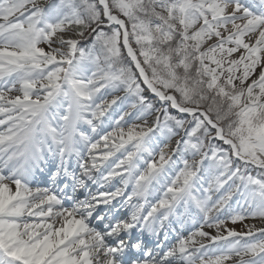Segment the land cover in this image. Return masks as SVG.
I'll return each instance as SVG.
<instances>
[{"label": "snow or ice", "instance_id": "1", "mask_svg": "<svg viewBox=\"0 0 264 264\" xmlns=\"http://www.w3.org/2000/svg\"><path fill=\"white\" fill-rule=\"evenodd\" d=\"M0 264H264V0H0Z\"/></svg>", "mask_w": 264, "mask_h": 264}, {"label": "bare ground", "instance_id": "2", "mask_svg": "<svg viewBox=\"0 0 264 264\" xmlns=\"http://www.w3.org/2000/svg\"><path fill=\"white\" fill-rule=\"evenodd\" d=\"M44 176L46 177H48V175H46V174H44ZM44 176H42V178H44ZM36 179V178H35ZM39 180V179H38ZM39 181H41L42 182V180H39ZM37 183H39L38 181H36ZM34 186V185H33ZM48 186H50V185H48ZM130 191V190H129ZM238 230H239V226H238Z\"/></svg>", "mask_w": 264, "mask_h": 264}, {"label": "rangeland", "instance_id": "3", "mask_svg": "<svg viewBox=\"0 0 264 264\" xmlns=\"http://www.w3.org/2000/svg\"><path fill=\"white\" fill-rule=\"evenodd\" d=\"M34 184H37V183H34ZM33 184V185H34ZM35 186H41V187H44V185H42V184H37V185H34L33 187H35ZM130 190V189H129Z\"/></svg>", "mask_w": 264, "mask_h": 264}]
</instances>
